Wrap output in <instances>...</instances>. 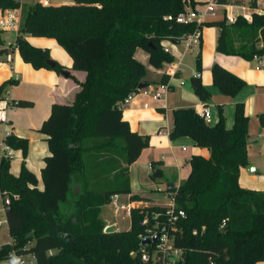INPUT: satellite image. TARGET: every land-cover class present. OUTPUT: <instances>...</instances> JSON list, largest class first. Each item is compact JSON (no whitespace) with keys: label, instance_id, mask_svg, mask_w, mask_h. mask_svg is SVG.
Here are the masks:
<instances>
[{"label":"trees","instance_id":"1","mask_svg":"<svg viewBox=\"0 0 264 264\" xmlns=\"http://www.w3.org/2000/svg\"><path fill=\"white\" fill-rule=\"evenodd\" d=\"M200 0H73L65 5H23L15 42L4 46L0 32V60L15 49L33 68L63 70L56 61L49 66L47 49L32 46L27 36L54 38L72 58V68L86 71L70 104L52 103L39 132L47 138L49 155L38 178L22 162L18 175L9 171L10 160L0 161V191L18 194L6 211L11 242L0 245V264L32 255L34 264H146L138 248L141 220L166 206L131 209L128 230L104 232L100 213L114 194H130L129 168L149 146V136L130 129L123 119L122 102L147 81L146 66L136 50L148 55V65L161 69L174 60L164 51V40H182L197 28L178 23L185 7ZM227 3L229 0H218ZM256 4L255 0L251 5ZM15 0H0V7H15ZM233 22L221 16L200 24L219 29L216 50L251 60L264 55V12L251 21L237 16ZM200 57L196 69L200 71ZM212 83L220 93L234 96L245 84L242 78L217 62L211 66ZM164 73L157 84L167 82ZM0 84V99L6 88ZM194 94L208 100L210 92L201 77L189 79ZM16 106L31 107L27 100ZM219 120L208 124L193 107L172 110L171 139L189 136L209 157L193 155L189 175L173 187L175 208L184 212L173 228L181 258L171 264H264V192L245 189L238 182L248 164V120L244 103L237 102L231 129L225 126L223 105ZM264 127V113L259 114ZM12 149L27 155L28 140L10 135ZM161 176V174H160ZM79 186V191L76 187ZM140 199L131 195L130 200ZM161 222H165L163 216ZM222 220L225 225L221 227ZM195 230L197 233L193 232ZM31 236H28V235Z\"/></svg>","mask_w":264,"mask_h":264},{"label":"crops","instance_id":"2","mask_svg":"<svg viewBox=\"0 0 264 264\" xmlns=\"http://www.w3.org/2000/svg\"><path fill=\"white\" fill-rule=\"evenodd\" d=\"M245 1L251 4L250 0ZM229 2L233 1L229 0ZM234 2H236V0ZM237 3L246 4L243 3V1ZM217 15L213 17V19L216 18ZM213 19L211 18L207 21ZM26 40H28L32 46L47 49L50 58L53 57L56 59L63 67V71L69 73L65 76L61 71L52 68H33L20 57L16 49L10 53V59L5 56V58L3 57L2 60H0V84L8 79L17 81L16 84L6 88V95L12 100L30 101L33 105L31 107L19 106L9 111L8 118L10 124L8 128L12 135L19 138H27L28 140L27 156L24 158L21 150H17L15 155L18 156V163L15 167H11L10 163L9 171L18 175L21 163L24 162L27 169L36 175L38 178V187H41V168L44 165V158L49 155V151L47 138L44 134L39 132V128L43 120L49 116L52 103L68 105L74 100L75 94L80 89L78 82L84 81L86 71H77L72 68L71 56H65L61 52L60 48L62 47L57 43L56 39L52 37L34 36L26 37ZM165 44L170 48V52L174 56V61L179 63L177 76L170 80V87L165 98L158 101H149L148 98L139 95L133 102L126 105L122 112L123 119L128 121L132 131H136L142 135H148L150 138L149 146L144 148L135 162L128 166L131 192L130 194H126V199H124L122 203L130 202V196L137 195L140 199L131 201L133 207H146L152 205L168 206L173 202L172 192L170 197L168 195L169 192H167L165 199L162 201L150 197L148 191L151 192L152 185L148 184L147 180L149 170L155 171L156 167H159L161 176L165 179V184L167 185L168 182H172L175 184V187H178L181 184L180 182L190 173L191 167H189L188 160L191 156L202 155L206 158L209 157V150L205 147L199 148L195 146L194 141L189 136L176 139H171L169 137L168 131L173 122L171 113L173 109L190 106L196 111L200 106L205 105L209 109V120L207 123L213 126L219 120L218 105L222 104L225 126L227 129H231L234 123L235 104L240 102V100H226L225 98L219 97V95L215 96L218 102L211 101V99L200 100L194 94L190 83V87L186 88L185 82L181 79L182 75H184V69L181 67L184 53L180 52L176 44H174L175 46H172L168 42H165ZM135 54L137 59L146 66V70L152 72L151 74L154 75L151 77V82H153V84H149V89L151 90L157 87V81L162 75L154 72L153 67L148 65V55L146 53L137 49ZM177 58L178 60H176ZM224 61L230 63L231 59H225ZM219 64L229 71L244 77L248 82L252 81V76L248 71L247 73L244 72L245 74L243 76V73H239L235 68H228L225 64ZM257 70L260 69L258 68ZM198 74L201 77L202 85H204L212 95L217 94V90L219 89L214 86L213 83L211 84V80L208 79V77L204 81L200 72L192 76H198ZM253 81L261 83L260 76ZM180 82H182V84ZM170 93H175V95ZM143 101L151 102V106L149 108H144L142 106ZM250 109L251 108H248L249 111ZM261 113H264V111ZM2 130L3 126L0 125V132ZM248 133V164L253 165L255 169L248 171L246 167L241 168L238 182L240 186L245 189L264 192V141L258 143L256 147L254 145L252 148L249 143L251 140L256 139V136H253L250 132ZM260 137L264 138V134H261ZM119 199L120 195L118 201ZM104 220L107 221L108 224L115 225V230H117L115 222Z\"/></svg>","mask_w":264,"mask_h":264},{"label":"built area","instance_id":"3","mask_svg":"<svg viewBox=\"0 0 264 264\" xmlns=\"http://www.w3.org/2000/svg\"><path fill=\"white\" fill-rule=\"evenodd\" d=\"M252 0H250L251 2ZM17 5L15 7H0V32L1 31H15L20 27L22 13H23V4L24 0H15ZM256 4L254 6L247 4H240L237 2H227L220 3L218 0H203L199 1L196 6L193 8L190 5L185 7V10L180 12L175 18L178 23H195L197 28L194 32L186 35L185 40V50H191L194 46L201 42V29L200 24L207 21L208 19H213L218 13L216 11L217 6H222L224 8L221 16L229 22L235 21L237 16H241L245 20L251 21L252 14L258 13L262 14L264 12V0H255ZM34 3L39 6H49L52 4L51 0H34ZM240 9L241 13L234 14L232 10ZM166 42L170 43L172 46H175L172 41L167 40ZM164 51L170 52V48L163 44ZM172 54V53H171ZM9 59L10 53L6 55ZM258 59V65L256 66L259 69L264 67V55L263 57H256ZM178 64L176 61H172L168 64L165 73L169 76L167 82L164 84H158L157 87L138 89L131 93L124 101L122 102V107L124 108L130 102L139 96L142 95L146 98L153 101L163 100L167 91L169 90V82L171 79L175 78L178 73ZM182 84V82H180ZM142 106L144 108H149L151 102L143 101ZM16 100H12L6 94L3 98L0 99V125L3 126V130L0 132V161L7 159L12 160L14 156L12 155V147L7 142V137L12 135L10 129L8 128L10 122L8 118L9 111L16 108ZM198 116L204 118L206 122L209 120V109L205 105L200 106L196 110ZM18 194L11 192H1L0 191V227L7 225L8 220H6V211L10 207V202L12 199H18ZM119 195L114 194L111 196L110 203L114 206L115 213L117 211H123L126 216L130 217L132 202L120 203L118 201ZM173 200V199H172ZM167 209L161 215L158 212H152L150 216H145L141 220V225L143 226V231L139 234L140 246L138 248V253L140 258L146 264H171L172 262L181 258V249L175 247L174 237L169 233V229L173 228L175 222L184 217V212L181 209L175 208V202L166 206ZM165 218V222H161L160 217ZM225 220H222L221 227L225 225ZM196 234L197 232L193 230ZM148 238L149 243H142V240ZM1 245V244H0ZM24 256V255H23ZM23 256H18L14 254L11 258L12 263H8L9 260L3 264H25V259ZM31 260L34 261V257L29 255Z\"/></svg>","mask_w":264,"mask_h":264},{"label":"rangeland","instance_id":"4","mask_svg":"<svg viewBox=\"0 0 264 264\" xmlns=\"http://www.w3.org/2000/svg\"><path fill=\"white\" fill-rule=\"evenodd\" d=\"M23 5H33L34 0H24ZM73 0H51L52 4L54 5H65L66 3H71ZM233 2L235 0H232ZM246 3L247 5H250L245 0H236V2H242ZM245 5V4H244ZM224 8L222 6H217L216 11L218 13L216 18L221 17V13L223 12ZM233 13L239 14L241 13L240 9H234L232 10ZM218 32L219 29L215 26H203L202 28V41L198 43L196 46L193 47L191 50H185V38L186 35L183 36L181 42L179 44H176L180 52L184 53L182 58V69H184V75H182V80L185 82V87L189 88V78L192 75H195L198 73V69H196V59L200 57V74L202 75V79L205 81L208 77V79L211 80L212 84V73H211V66L214 64V62H219L221 64H225L228 68H235L236 71L239 73H243V76L247 71L252 76L251 82H248L244 77L238 75L240 78L244 81V86L234 95L231 97H227L220 93L219 90H217V94L212 95L210 93L211 101L218 102L215 99L216 95H219L221 98H225L226 100H240V102L244 103L246 108V114L249 116L248 120V132L252 134L253 136H256V139L250 141V145L253 148V146L263 142L264 138L260 137L261 134H264V127L261 125L259 114L264 111V67L263 69L257 70L256 67L258 65V59L253 58L251 60H245L242 57L236 56V55H225L216 50V43L218 39ZM15 31H1V38L4 41V46L9 47L10 44L15 42ZM31 37V36H27ZM34 41V40H32ZM167 40H164L162 43L165 44ZM61 52L67 56L68 54L65 52L64 49L60 48ZM12 53V52H10ZM69 56V55H68ZM5 58V56H3ZM53 60L56 61L53 57H51ZM225 59H231L230 63L225 62ZM178 60V58L176 59ZM174 61V60H173ZM171 63V62H170ZM169 64V63H168ZM168 64H164L163 68L161 69H154V72L160 73L161 75L165 73L166 68L168 67ZM245 72V73H244ZM152 72L147 71V74L145 76V79L149 82L151 81V77L154 75L151 74ZM159 75V74H158ZM260 76L261 83H257V81H253L257 79V77ZM215 86V85H214ZM217 89V88H216ZM172 95H175V93H170ZM215 99V100H214ZM248 108H251L250 111ZM172 113V111H171ZM249 146V145H248ZM247 146V147H248ZM17 150L12 149V155L14 156V159L10 161L11 167H15V165L18 163V156L15 155ZM156 169H159V167H156ZM14 170V168H13ZM153 170H149L147 174V180L148 184L152 185L151 192L148 191V194L152 198L159 199L160 201L165 199V195L167 194L166 191V184L165 179L163 176H160L158 178H152ZM119 202L122 203L124 199H126V194L121 193ZM126 202V201H125ZM100 218L105 222V226H109L112 224H108L106 220H110L112 222H115L117 225V230H128L131 225L130 217L126 216L123 211H117L115 213L114 206L109 203L105 204L102 208V211L100 213ZM12 238L9 236L8 233V227L7 225H4L0 227V244H5L6 242H11ZM23 258L25 259V264H34L35 262L31 260L29 255H24ZM13 260L10 259L8 263H12Z\"/></svg>","mask_w":264,"mask_h":264},{"label":"water","instance_id":"5","mask_svg":"<svg viewBox=\"0 0 264 264\" xmlns=\"http://www.w3.org/2000/svg\"><path fill=\"white\" fill-rule=\"evenodd\" d=\"M172 42H173L174 44H179V43H180V40H174V41H172ZM55 62H56V61L53 60L52 58H49V59L46 60V63H47L50 67L53 66V65L55 64ZM61 72H62V74H64L65 76H67V75L69 74L68 72H64L63 70H61ZM138 86H139L140 89H143V88H148V87H149V84L146 83V82H141V83L138 84ZM246 169L249 171V170H253V169H255V167H254L253 165H251V164H247ZM160 174H161V170H160V169H156V170L153 172L152 177H153V178H158V177L160 176ZM173 187H175V184L172 183V182H168L167 185H166V191L169 192V194H168L169 197L171 196V191H170V190H171ZM76 191H77V192L79 191V186L76 187ZM115 229H116L115 225L105 226V228H104V232H106V233L114 232V231H116ZM28 236H31V235L29 234ZM142 243H143V244H145V243H149V239L146 238V239L142 240Z\"/></svg>","mask_w":264,"mask_h":264}]
</instances>
